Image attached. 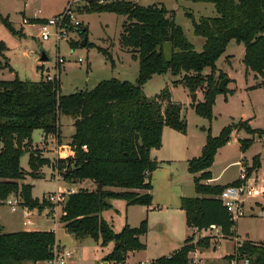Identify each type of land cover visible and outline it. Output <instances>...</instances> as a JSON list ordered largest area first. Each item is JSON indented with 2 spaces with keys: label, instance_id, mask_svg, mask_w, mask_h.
Masks as SVG:
<instances>
[{
  "label": "trees",
  "instance_id": "16d2710c",
  "mask_svg": "<svg viewBox=\"0 0 264 264\" xmlns=\"http://www.w3.org/2000/svg\"><path fill=\"white\" fill-rule=\"evenodd\" d=\"M190 1L213 3L217 13L199 20L187 13L192 19L195 34L205 38L202 51L195 49L176 22L175 11L164 4L143 6L132 0H82L78 10L83 13L126 15L120 43L130 48L133 58L139 61L136 83L111 78L100 81L92 90L62 95L59 77L39 81L18 77L0 80V201L14 194L19 196L21 206L44 209L45 203H40L33 196L34 184L28 183L26 178L40 177L42 168L48 165L53 170L62 171L64 180L69 183L83 179L94 183L101 181L104 185L102 193L97 188H80L69 195L61 222L77 239L100 234L103 244L114 241V250L106 257L107 260L123 263L128 251L145 248L140 236L148 232V219H144L139 227H131L127 223L120 233H115L112 225L101 216L104 210L112 207L109 199H123L128 205H153L151 176L161 162L151 156V150L162 146L165 126L187 132L182 104L172 99L170 90L164 88L157 96L149 97L143 86L155 74L182 76V83L190 92L204 90L203 101H195L191 105L197 115L211 122L217 94L227 91V85L225 90L219 89L221 80L214 76L216 61L231 40L245 45L244 64L247 70L262 77L259 86L264 85V0ZM2 19L12 33H22L16 30L9 18ZM82 29L88 36V26L84 25ZM80 43L70 42L73 48ZM89 44L87 42L86 45ZM165 45L170 46V57L165 56ZM6 49L0 40V57L5 55ZM100 50L109 55L106 50ZM207 68L210 72L204 73ZM61 115L75 119V132L70 143L74 154L56 157L52 161L44 156L43 149L31 147L32 133L40 129L59 142ZM243 128L251 134H259V137L264 135V130L252 128L249 123L240 129ZM233 130L235 127L228 125L218 136H213L211 128L207 129L201 154L188 161V171L194 175L198 196H184L180 204L188 227L201 231L215 225L220 228L223 238L236 236V221L220 196L229 186L240 185L243 181L238 179L227 185L207 181L213 178L211 167L218 150L231 140ZM252 142L245 140L242 149L245 150ZM24 152L29 153V171L21 166ZM260 166V157L255 156L252 165L246 166L247 178ZM110 187L122 190L114 191ZM194 239L195 235L188 236L181 248L148 264H189V253L193 251L189 243ZM213 239L216 236L200 237L196 245L209 248L215 244ZM58 244L53 230L5 232L0 224V264L49 261L54 257V247ZM228 257L231 260L236 258L238 262L248 259V264H264V242L244 240L242 244L236 243L234 252Z\"/></svg>",
  "mask_w": 264,
  "mask_h": 264
},
{
  "label": "rangeland",
  "instance_id": "374dc122",
  "mask_svg": "<svg viewBox=\"0 0 264 264\" xmlns=\"http://www.w3.org/2000/svg\"><path fill=\"white\" fill-rule=\"evenodd\" d=\"M69 0H0V14L3 18H9L10 22L21 31V34L12 33L4 24L0 16V40L7 47L4 56L0 57V80H13L18 77L22 80L31 79L39 81L46 79L49 74L52 77L59 76L61 81L60 92L62 95H68L81 90H92L100 81L117 78L136 83L139 75V61L133 58L130 48H125L120 43L123 33V24L127 19L126 15L114 12H81L79 19L84 25L88 26L89 45L81 44L73 48L70 42L62 40L56 43L55 39L41 40L39 38L38 22L43 18H49L64 10ZM143 6L152 4H164L168 9L175 11V20L183 28L187 38L194 44L197 51L203 50L205 38L198 36L194 32L192 19L187 13H191L196 20L202 17H211L216 15L215 7L208 2H194L190 0H132ZM82 5V3H80ZM30 19L29 23H23V18ZM78 39V37H74ZM82 39V37H81ZM80 42V41H79ZM100 48L106 50V55ZM46 53L48 59L42 61L43 53ZM164 52L166 57H170L171 49L165 45ZM245 45L241 42L231 40L227 45L225 52L216 61V79L228 77L227 91L219 93L216 96L213 106V120L203 118L196 114L191 103L200 101L204 90L198 89L196 92H190L184 87L181 77H173L168 74H155L144 86V92L149 97L157 96L164 88L171 92L172 99L182 104V117L187 122V132L179 133L184 149L190 148V156L199 155L201 146L207 138V129L211 128L213 136H218L221 130L232 125L235 130L231 133V140L221 147L211 167L217 184H226L240 179V173L243 165L251 166L255 156L260 157L261 166L255 170L248 178L250 186L264 188V135L259 139V134H251L245 127L247 123L255 129L264 130V85L259 86L262 77L252 70H247L244 64ZM59 56L65 58V62L57 67ZM81 59V61L79 60ZM9 65H7V63ZM210 69H205L204 73H209ZM175 81V82H174ZM179 81V82H178ZM179 83V84H178ZM178 84V85H174ZM195 93V99L191 94ZM63 139L67 140L73 134L75 126L73 118L67 115L60 116ZM169 131H176L167 127ZM178 131V130H177ZM46 134L36 129L32 133L31 147H41L46 157L53 158L59 156L60 148L52 140L49 144H44ZM167 142L160 148L153 149V158L168 159L175 158ZM245 140L253 142L242 149ZM62 145H65L61 143ZM47 148H50L47 150ZM69 148V146H67ZM72 150V148H71ZM74 154V152H72ZM72 155V154H71ZM29 153L24 152L21 156V166L29 171L28 164ZM173 164L175 171V181L172 183V189L180 191L191 197L196 193L194 177L184 172V159L177 157ZM241 162H238L240 161ZM162 163L161 165H163ZM154 177L151 178L155 200L152 210L144 208V205H128L123 199H109L112 204L110 209H106L101 216L111 225L115 233H120L128 223L131 227H139L144 219H148V232L140 236V241L145 245L144 249L128 251L125 264H139L141 261L149 263L152 259L169 255L184 245L188 235L195 233V239L189 244L193 246V251L198 255V262L189 259V264H205L204 256L219 258L218 260L208 259L206 264H231L228 255L234 252L236 241L234 237L223 238L217 248L210 247L202 249L196 245L200 234L192 230L186 224L184 212L173 205L157 208V169ZM53 167L44 166L42 174L38 178L28 176L26 181L33 183V195L40 198L49 192L59 190L60 188H94L97 185L90 179H83L77 183H69L65 180H56L53 177ZM160 172L158 175H162ZM112 190L119 188L111 187ZM161 191V188L159 189ZM164 193V192H162ZM179 194V193H178ZM7 201L0 203V220L4 224L5 232H15L23 230H32L28 228H39L36 230H46L44 228L53 227L55 223L52 217L39 216L38 209L30 210L26 214L24 206L12 210L10 203L18 195H12ZM245 201V216H242L236 222L234 231L241 235L242 239L248 241L264 240V195H251L246 192L243 195ZM173 197L171 198V200ZM170 200V201H171ZM173 204V202H172ZM20 206V203H19ZM24 207V208H23ZM30 209V208H29ZM63 222H59L56 229L57 239L66 248L73 252L72 258L68 264H122L107 260L106 257L114 250L115 242L103 244V238L99 234L97 237L87 236L83 239H77L69 233ZM210 233H215L214 229H209ZM208 230V231H209ZM208 234V233H205ZM220 234V233H219ZM218 238V237H217ZM196 240V241H195ZM218 240H213L217 243ZM204 251L201 252L200 251ZM191 253H189V256ZM200 258H203L201 260ZM201 261V262H200ZM31 264V263H25Z\"/></svg>",
  "mask_w": 264,
  "mask_h": 264
},
{
  "label": "built area",
  "instance_id": "2783aa9c",
  "mask_svg": "<svg viewBox=\"0 0 264 264\" xmlns=\"http://www.w3.org/2000/svg\"><path fill=\"white\" fill-rule=\"evenodd\" d=\"M82 3V0H69L67 2L66 7L60 13H57L49 18L41 19L39 24V38L41 40H50L55 39L56 43H60L62 40H66L68 42L81 41L80 30L84 26L83 22L79 19V10L78 7ZM30 19L27 17L23 18V23H29ZM74 37H78L75 39ZM81 61V59H79ZM65 62V58L63 56H59L57 67L61 63ZM55 77L51 75L46 76V80H53ZM259 139L262 140L261 137ZM57 157L60 156V152L58 151ZM246 166L243 165L240 173V180L243 181L240 185L237 186H229L226 188L221 194L220 198L223 201L224 205L228 208L230 215L234 221H238V219L242 216H245V201L243 195L248 192L251 195H259L261 192L258 188L254 186H250L247 178V170ZM64 171V170H63ZM53 177L56 180H64L62 171L53 172ZM78 190L71 187L67 189L60 188L59 190L45 193L40 198V203H45V207L39 211V216L52 217L54 223L57 225L61 222V217L64 214V205L70 194L76 193ZM10 199V198H8ZM7 199V200H8ZM5 200V201H7ZM5 201H0L3 203ZM20 200L18 198H14V200L10 203L12 210H15L19 206ZM26 214H30V210L28 207H25ZM217 226L212 225L211 229H216ZM234 240L238 244H242V241L237 237H234ZM73 252L62 246L60 244L54 247V257L43 264H68L69 260L72 258ZM190 259L193 262H198V257L196 252H191ZM249 260L245 259L243 261L238 262L236 258L231 260V264H248ZM139 264H147L145 262H140Z\"/></svg>",
  "mask_w": 264,
  "mask_h": 264
},
{
  "label": "crops",
  "instance_id": "0c3cea01",
  "mask_svg": "<svg viewBox=\"0 0 264 264\" xmlns=\"http://www.w3.org/2000/svg\"><path fill=\"white\" fill-rule=\"evenodd\" d=\"M213 4V3H212ZM214 5V4H213ZM215 7V6H214ZM216 10V9H215ZM217 14V13H216ZM216 16V15H215ZM211 17H213V16H211ZM205 43V42H204ZM204 46V45H203ZM6 52V51H5ZM4 52V53H5ZM136 60V59H135ZM179 84V83H178ZM178 84H174L175 86L176 85H178ZM192 95V94H191ZM203 99H204V95L200 98V101H203ZM194 100V99H193ZM74 122H75V119L73 118V125H74ZM167 127L168 126H165L164 127V129H163V142H162V146L164 145V144H166V142H167V139H166V137L168 138V137H170L169 138V144H170V147H171V149H172V151H174L173 152V154L175 155L174 157L175 158H168V159H163L162 158V160L160 159V158H157V160L158 161H160L161 162V164L162 163H164L163 165H160V167L157 169V208L158 207H160V205H162L161 207H168V205H173V207H176V208H179V209H181V207H180V204H181V198L182 197H184V196H186V194L185 193H183V192H180L181 191V188L179 187V182H178V180L177 181H175L174 179H175V170L176 169H174V167H173V164L175 163V161L176 160H178V159H176L177 157H182L183 159H184V172H187L186 173V175L187 174H189V175H191L190 176V178L192 179V177H194V175L193 174H191L189 171H188V161L191 159V158H193V157H195V156H193V157H191L190 155L191 154H188V153H190V148L187 146L185 149H184V147H183V145H182V141H181V135H179V131H169L168 129H167ZM74 132H75V130H74ZM74 132H72L73 134H74ZM181 133V132H180ZM72 134V135H73ZM72 135L70 136V138H68L67 140H64L63 139V134H62V128H61V140L58 142L57 140H56V138L53 136V135H47L46 136V138H45V142H44V144H49V141L48 140H52V142H54L55 144H56V148H57V145H59V147L60 148H63L62 149V152H64V154L63 153H60V156L61 157H67V156H70L71 154L73 155V150H71V146H70V143H71V141H72ZM61 143H63V144H65V145H62ZM205 143H206V141L204 142V144H203V146L205 145ZM50 145V144H49ZM67 146H69V148H67ZM203 146H201V152H202V149H203ZM41 148V147H40ZM48 149H50V148H47V150ZM154 149V148H153ZM153 149L151 150V156L153 157L154 156V154H153ZM201 152H200V154H201ZM199 154V155H200ZM199 155H196V156H199ZM48 158H50V157H48ZM56 158V157H55ZM50 159H53V158H50ZM238 162H241V160L240 161H238ZM243 161H242V163H240V165L241 166H243ZM245 164V163H244ZM248 166V165H247ZM160 172H163L162 173V175H158ZM156 173V171H154L153 173H152V176H151V178H153L154 177V174ZM212 174H213V178L212 179H210V180H208L207 182L208 183H210V184H217L216 183V177L214 176V173H213V171H212ZM188 176V175H187ZM250 179V178H249ZM234 181H236V180H234ZM233 181V182H234ZM172 183H177L178 185V187H179V189H180V191H175L174 189H172V186H169V185H171ZM230 183H232V182H229V183H226V184H218V185H227V184H230ZM96 184V183H95ZM249 185H250V183H249ZM111 188V187H110ZM109 188V189H110ZM161 188V191L159 190ZM76 189V188H75ZM85 189H89V190H93V189H95V187L94 188H85ZM259 190H260V194H263L264 195V188L263 187H260V188H258ZM77 190H79V189H77ZM112 190V189H111ZM120 190H122L121 188H119L118 190H114V191H120ZM139 192H141V191H139ZM162 192H164V193H162ZM179 193V194H178ZM34 196V195H33ZM194 196H198V194H197V192L194 194ZM194 196H192V197H194ZM35 197V196H34ZM173 197V199L171 200V198ZM36 198H39V197H37L36 196ZM154 200H155V194H154V191H153V202H154ZM171 200V201H170ZM172 202H173V204H172ZM152 206L153 205H151V206H144V208H147V209H149V210H152L151 208H152ZM18 207H22L21 205L20 206H18ZM24 208V207H23ZM29 210H32V209H29ZM183 212H184V214H185V211L183 210V209H181ZM185 219H186V215H185ZM0 224L3 226V228H4V224L2 223V221L0 220ZM59 227V223L56 225L55 224V226H53L52 228L51 227H47V228H44V229H46L47 231H54L55 233H56V229ZM191 228V227H190ZM28 229H32V230H36V229H39V228H28ZM192 230H194L195 232H197V233H199L200 234V236H199V238L200 237H204V236H216V239L218 240V242L216 243V244H212V246L211 247H213V248H217V245L219 244V241H220V243H221V232H220V228L219 227H216V229H214L215 230V233H210V230L209 229H207V230H201V231H198L197 229H195V228H191ZM211 229V228H210ZM209 230V231H208ZM205 233H208V234H205ZM220 233V234H219ZM236 233V236L235 237H237L239 240H241V241H244V240H246V239H242L241 238V235L239 234V233H237V231L235 232ZM193 235H195V233H193ZM188 236H190V235H188ZM56 237H57V233H56ZM218 237V238H217ZM58 238V237H57ZM198 238V239H199ZM216 239H213V240H216ZM213 240H212V242H213ZM57 241H58V243L60 244V245H62L61 243H60V241L57 239ZM196 241V240H195ZM259 241H263L264 242V240H259ZM63 246V245H62ZM210 248V247H209ZM203 250L204 249H208V248H202ZM200 251V253L201 252H204V251ZM235 250V249H234ZM170 254V253H169ZM198 255V254H197ZM201 260H203V258H200ZM204 259H205V264H206V262H207V260L208 259H210V260H218L219 258H214V257H212V256H204ZM153 260V259H152ZM152 260H150V261H152ZM142 262V261H141ZM201 262V261H200ZM38 264H43V262H39Z\"/></svg>",
  "mask_w": 264,
  "mask_h": 264
},
{
  "label": "water",
  "instance_id": "95a60500",
  "mask_svg": "<svg viewBox=\"0 0 264 264\" xmlns=\"http://www.w3.org/2000/svg\"><path fill=\"white\" fill-rule=\"evenodd\" d=\"M79 32H80V34L83 35V38H82L80 44H81L82 46H86V44H87V42H88V36H87V34H83V33H84V29H81ZM47 59H48V57H47L46 53L44 52V53L42 54L41 60L44 61V60H47ZM228 82H229V78H228V77H225L224 79H222V80L220 81V83H219V89H220L221 91L225 90V87H226V85L228 84ZM192 97H193V99H195V93L192 94ZM96 185H97V187H96L97 190H98L100 193H102L103 188H104V185L102 184V182H101V181H98V182H96ZM122 264H125V262H123Z\"/></svg>",
  "mask_w": 264,
  "mask_h": 264
}]
</instances>
